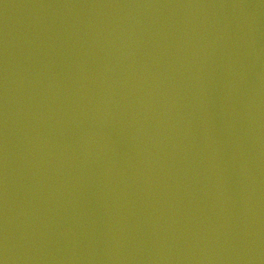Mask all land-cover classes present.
<instances>
[{
	"label": "water",
	"instance_id": "1",
	"mask_svg": "<svg viewBox=\"0 0 264 264\" xmlns=\"http://www.w3.org/2000/svg\"><path fill=\"white\" fill-rule=\"evenodd\" d=\"M2 264H264V0H0Z\"/></svg>",
	"mask_w": 264,
	"mask_h": 264
},
{
	"label": "snow or ice",
	"instance_id": "2",
	"mask_svg": "<svg viewBox=\"0 0 264 264\" xmlns=\"http://www.w3.org/2000/svg\"><path fill=\"white\" fill-rule=\"evenodd\" d=\"M0 264H2V261H0Z\"/></svg>",
	"mask_w": 264,
	"mask_h": 264
}]
</instances>
